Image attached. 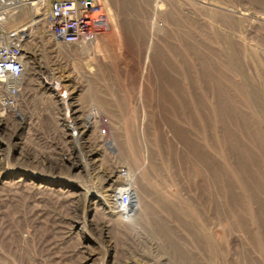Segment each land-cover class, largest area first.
<instances>
[{
	"label": "rangeland",
	"instance_id": "obj_1",
	"mask_svg": "<svg viewBox=\"0 0 264 264\" xmlns=\"http://www.w3.org/2000/svg\"><path fill=\"white\" fill-rule=\"evenodd\" d=\"M33 1L0 2L40 74L28 146L18 124L1 132L0 264H264V0H98L96 40L74 45L51 41L50 0ZM46 82L104 114L113 149L71 145Z\"/></svg>",
	"mask_w": 264,
	"mask_h": 264
},
{
	"label": "built area",
	"instance_id": "obj_2",
	"mask_svg": "<svg viewBox=\"0 0 264 264\" xmlns=\"http://www.w3.org/2000/svg\"><path fill=\"white\" fill-rule=\"evenodd\" d=\"M27 1V0H25ZM4 5L13 1H6ZM13 5H10L11 7ZM8 8L7 12L12 14L19 11L18 7ZM6 12V13H7ZM103 12L98 0H50L49 7L43 14V20L47 35L51 41L61 45H74L77 43H92L96 40L98 28L95 27L96 21H103ZM26 26L13 25L9 26L8 21L0 15V150H7V143L4 141V134L1 133L9 123L18 124L19 136L16 138V148L18 145L25 148L29 143L22 138L24 126L23 116L21 114V103L26 97L27 91H33L34 81L40 74L33 70L35 67L34 58L31 56L26 43L28 36ZM31 73V74H30ZM29 74L31 76H29ZM38 78V77H37ZM48 88H51L50 95L60 104L59 123L65 132L67 141L80 149V143L86 133L91 134L108 145L109 140V120L94 105L77 104V96H74V90L60 89L57 83L52 85L53 81L46 82ZM53 86V87H52ZM32 87V88H31ZM28 132V131H27ZM107 148L113 149L108 145ZM79 152V151H78ZM18 155V156H17ZM16 157L22 164L23 157L17 153ZM61 156V155H60ZM63 161L67 158L62 156ZM20 173L26 174L28 171L23 170V166L18 167ZM117 178L122 180L129 178L127 168L120 166L116 169ZM47 181L45 183L54 184L57 178L44 175ZM40 176L39 178H42ZM40 182H42L40 180ZM127 179L126 184L116 185L114 196L115 208L127 212L132 205L130 194V184Z\"/></svg>",
	"mask_w": 264,
	"mask_h": 264
},
{
	"label": "bare ground",
	"instance_id": "obj_3",
	"mask_svg": "<svg viewBox=\"0 0 264 264\" xmlns=\"http://www.w3.org/2000/svg\"><path fill=\"white\" fill-rule=\"evenodd\" d=\"M1 1H3L4 3H7L6 1H9V0H0V2ZM11 1H13L12 2V4H11V2L10 3H8V4H6V5H4V7H9L10 5H13V6H11V7H23V5H33L35 2L33 1V0H27V1H25V0H11ZM3 3V4H4ZM3 7V5L1 4L0 5V9ZM11 7H9V8H11ZM3 11H4V13H6V11H5V9H2V10H0V15H1V13H3ZM7 11H8V8H7ZM5 15V14H4ZM26 31V30H25ZM28 35H30V34H28ZM93 45V44H92ZM39 180H41L42 182H46L47 181V179L45 178V176H43L42 178H39ZM130 184V187H131V190H130V194H131V197H132V203H133V192H132V184L131 183H129ZM120 210V209H119Z\"/></svg>",
	"mask_w": 264,
	"mask_h": 264
}]
</instances>
